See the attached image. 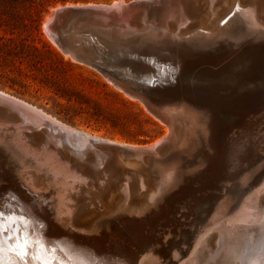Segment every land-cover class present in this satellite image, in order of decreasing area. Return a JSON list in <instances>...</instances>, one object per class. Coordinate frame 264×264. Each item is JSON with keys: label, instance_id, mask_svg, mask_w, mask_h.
<instances>
[{"label": "water", "instance_id": "95a60500", "mask_svg": "<svg viewBox=\"0 0 264 264\" xmlns=\"http://www.w3.org/2000/svg\"><path fill=\"white\" fill-rule=\"evenodd\" d=\"M168 10L179 17H163ZM50 14L48 34L65 55L142 102L169 132L135 145L74 130L79 143H96L86 153L98 160L93 174L79 173L50 144V163L86 178L91 187L87 194L72 191V213L57 216L48 167L35 164L44 158L35 140L42 131L25 126L24 113L67 128L0 90V264H139L141 258L179 264L209 208L202 204L212 195L205 184L215 153L212 135L222 130L226 160L233 154L231 132L252 133L264 123V0H120L61 5ZM183 109L195 114L202 129L201 142L188 151H181L185 139L180 146L174 141ZM244 146L241 161L253 155V143ZM79 162L89 166L86 159ZM171 162L173 172L161 183L154 166ZM32 173L43 174L41 184L31 182ZM148 195L153 199L145 205ZM122 201L126 205L117 209ZM23 244L27 255L21 259Z\"/></svg>", "mask_w": 264, "mask_h": 264}, {"label": "rangeland", "instance_id": "374dc122", "mask_svg": "<svg viewBox=\"0 0 264 264\" xmlns=\"http://www.w3.org/2000/svg\"><path fill=\"white\" fill-rule=\"evenodd\" d=\"M117 1L120 0H0V90L32 104L39 110L42 109L53 119H58L57 121L94 137L143 145L153 143L168 133L169 127L152 115L142 102L127 96L93 67L65 55L45 30L46 19L58 6L112 4ZM40 126L41 124L37 127L41 129ZM12 127L19 131L21 124ZM258 128H253L252 133L233 131L234 133L231 132L227 137L228 144L232 145L233 154L226 159V176L216 180L214 186L210 187L212 195L209 196V201L202 204L204 209L213 205L215 210L214 207L219 205L230 206L240 202L241 207L245 198L240 195L252 181L250 179L248 182L246 178L252 173L255 175L253 179L264 175L260 173L264 169V123ZM251 143L254 145L253 155L241 162L238 158L240 149L245 148V144ZM229 173L233 175L228 176ZM238 173L239 175H235ZM80 177L69 176L67 181H63L74 186L75 189L80 182V187L85 190L84 194H87L91 187L87 186L86 178L81 177L80 180L78 179ZM244 180L248 183L243 184ZM263 184L264 182L251 189L246 196L258 191ZM76 191L78 193L80 190L76 189ZM212 196L214 199L210 200ZM74 197L77 199L80 196L75 194ZM73 200L75 203L76 200L74 198ZM262 205L264 211V202ZM206 215L207 212L202 211L197 225L193 227L197 238L202 233L211 232L214 226L215 216L213 220L211 218L214 212L212 214L211 210L209 218L204 220ZM261 223L259 226L264 227L262 226L264 223ZM251 229L252 227L247 229L241 243L236 248L233 247L236 250H229V253L235 251L242 255V259L233 252L234 257L227 259L225 264L228 262V264L230 262L231 264H264V228H261L262 232L259 234L252 231L254 235L250 234ZM256 235L257 237H253ZM195 242L191 250L195 247ZM191 250L187 255L184 254L179 264L186 261ZM244 250L245 252H242Z\"/></svg>", "mask_w": 264, "mask_h": 264}, {"label": "bare ground", "instance_id": "6f19581e", "mask_svg": "<svg viewBox=\"0 0 264 264\" xmlns=\"http://www.w3.org/2000/svg\"><path fill=\"white\" fill-rule=\"evenodd\" d=\"M163 15H164L163 17H166V18L170 17L171 15H173L175 17H179L178 13L173 12V10L172 11L168 10V11L164 12ZM50 18H51V14L48 16L46 21L48 22L50 20ZM47 22L45 23V30L47 31V33H49L48 29H47ZM66 55L68 57L70 56L69 54H66ZM24 115H26L24 123H25V126L27 125L28 128L29 127L30 128L37 127L38 125L41 124L40 128H41L42 134H40L38 137H36V138L34 137V138H35L36 142H38V143L40 142L39 145H41V146L39 147L40 148L39 152L42 151L41 153H42L44 158H43L42 162L38 161V162H35V164L38 165L39 167H41V166L48 167V173H44L46 176L45 178L46 179L48 178L51 185L53 187H56L57 195H58L56 215L58 216L61 214H68V212L72 213L73 208H74V207H71L72 205H74V202H73L74 200H73V198H71L72 191L77 192L76 189L83 191L84 188L80 187V185H79L80 182H78V184L76 185V189H75L74 186L72 187V186L68 185V183L64 182L63 180H60L57 177V175L62 174V176H64L67 179L69 178V176L72 178L73 177L76 178V176H73L64 167H62V166L56 167L54 164L50 163V161L53 159V154H51V153L49 154L48 149L52 145L53 148L59 153V155H57V156L60 157L61 159H69L72 162V166H76L77 170L80 169L79 173H91V174H93V173H95V170L97 171L98 160H97V158L95 159V156H92V155H88L86 157V153L90 148L97 149L96 143H94L93 141H89V140L87 141V144L81 143V142L79 143V141L77 139H80V137L76 136L77 139L76 138L74 139L71 136V135H75L74 130H77V129H75L74 127H72L70 125H66V124L62 123L67 128V129H65L63 127L58 126L55 123L52 124V123L46 122L43 119H41V117L36 116L32 113H24ZM46 115L51 118V116H49L48 114H46ZM177 116L181 120V126L179 127V132H180L179 138L177 140L176 139L174 140L176 143L175 145H177V146L182 145L181 142L183 141V139H185L184 144H188V145L186 147L184 146V149H182L181 151H183V150L185 151V150H187V148L190 150L195 149L196 145L199 144L202 140L200 137L202 129H197V126L201 125L199 123V120L196 118L195 114H193L192 111H185L184 109L178 110ZM29 119H31V122H29ZM51 119L53 120V118H51ZM57 120H55V121H57ZM57 123H61V122L57 121ZM77 131L84 132V131H80V130H77ZM192 135H194L195 138H192ZM95 138L105 139V138L96 137V136H95ZM43 140H44V142H43ZM105 140H109V139H105ZM174 141H173V143H174ZM211 141H212V144L215 148V153H214V156L212 157V159L209 163L208 170L206 172V173H208V176H207V179L205 181V184L208 187L214 186L216 180L217 181L221 180L226 176V171H225V166H226L225 141L223 138L222 130L216 131L212 135ZM38 143H36V144L38 145ZM58 149H65V150L67 149L69 154L62 151V150H60V152H59ZM95 153H97L98 156L103 154V152H101V151L99 152L98 150H95ZM235 153H237V152H235ZM71 154H73L74 156H72ZM78 159H79V161H83L86 159L89 163V166H87L86 164H81V162H79ZM233 161H235V160H233ZM173 167H174L173 162L167 163L166 166H164L163 164L159 165V166L155 165L154 166V171H155L154 174L156 175L157 179L162 183L163 179L161 177L164 174L165 175L166 174H168V175L172 174V172H173L172 168ZM163 168H165V170H167L168 173H162ZM234 168H235V166H234ZM62 171H64L65 173H61ZM238 171H239V168H238ZM260 173H264V169ZM1 175H2V173H0V176ZM41 175H43V174L32 173V176H30L31 182L34 184H37V185L41 184V182H40ZM258 176H260V174ZM82 178L80 177L78 179L82 180ZM73 180L77 182V180H75V179H73ZM247 180L249 182L250 178L246 179V181ZM246 181L244 180L243 184H244V182H245V184H247L248 182H246ZM263 182H264V175H262V177H258L257 179L256 178L252 179V181H250L248 183V187L242 191V194L240 193L241 194L240 196H243V198H245L244 202H242L241 207H240L241 202H240V204L236 203V204L230 205V206L222 203L223 205H219L218 207L217 206L214 207L215 210L212 207L213 205H211L207 209V211H206L207 215L205 216L204 220H207L209 218V216L211 214V210H212V214L214 212L213 217H211L212 220L215 216V222H214V226H212V231L210 232L209 230H207V231H209L208 233L206 232L207 234L202 233L200 236H198V238L196 237L195 240H197V241L195 242V247L193 248V250H191L190 254L188 255L190 257L188 258V256H187L186 261L183 264H223V263L225 264V261H227V259L228 260L231 259V257L233 256L234 253L238 254L235 251H233L234 253L232 251H231V253H229V250L230 249L236 250L235 248L241 243L242 238H243L244 234L246 233L247 229L252 227L251 232L253 231L254 233H258V234L260 232H262L261 228H264V227H261L259 225L261 222L264 223V211L262 208V206H263L262 204L264 202V184L255 193H251L248 196H246V195L251 189H253L254 187H256L257 185H259ZM69 184H70V182H69ZM126 184H127V182H126ZM59 186L61 189L58 188ZM88 192L90 193L89 189H88ZM257 192H259V193H257ZM224 198H227V197H224ZM151 199H153V197L151 195H148L146 197V199L144 200V202L146 201L145 204L150 203ZM213 199H214V197L212 196L210 198V200H213ZM124 201H122L118 205L117 209H120L121 206L124 205ZM254 224H256L255 226H259V227H255ZM262 226H264V225H262ZM253 232L250 234H253ZM253 237H257V235L253 236ZM263 237H264V235H263ZM255 239H257V238H255ZM253 244H256V243H253ZM233 247H235V248H233ZM244 249H245V247H244ZM255 249H257L256 246H255ZM241 250H243V248H241ZM242 252H245V250ZM238 256H240V258H241L242 255L238 254L237 257ZM240 262H242V261H240ZM228 263H226V264H228ZM231 263L232 262H230V264ZM139 264H153V263L151 261H149L148 258H141L139 261ZM242 264H246V263H242ZM249 264H252V263H249Z\"/></svg>", "mask_w": 264, "mask_h": 264}, {"label": "snow or ice", "instance_id": "6c2138e0", "mask_svg": "<svg viewBox=\"0 0 264 264\" xmlns=\"http://www.w3.org/2000/svg\"><path fill=\"white\" fill-rule=\"evenodd\" d=\"M2 227H3V225L0 224V228H2ZM26 249H27V244H23L21 246H18V253L17 254L21 257V259H23V257L27 255Z\"/></svg>", "mask_w": 264, "mask_h": 264}, {"label": "trees", "instance_id": "16d2710c", "mask_svg": "<svg viewBox=\"0 0 264 264\" xmlns=\"http://www.w3.org/2000/svg\"><path fill=\"white\" fill-rule=\"evenodd\" d=\"M52 49L54 50V48L52 47ZM58 53V52H57ZM59 55V54H58Z\"/></svg>", "mask_w": 264, "mask_h": 264}]
</instances>
